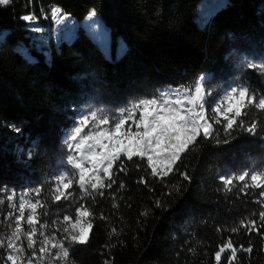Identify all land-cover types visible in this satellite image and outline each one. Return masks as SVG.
<instances>
[{"label":"trees","instance_id":"obj_1","mask_svg":"<svg viewBox=\"0 0 264 264\" xmlns=\"http://www.w3.org/2000/svg\"><path fill=\"white\" fill-rule=\"evenodd\" d=\"M199 2L11 0L0 6V210L8 194L40 188L39 199L45 203L38 209L41 224L74 215L72 201H54L49 189L66 167L63 139L81 108L90 105L119 114L167 87H191L203 73L209 77L205 88L215 89L213 99L239 83L245 57L264 59V0H227L203 28L193 19ZM53 6L78 21L95 11L110 29L112 48L118 37L123 39L124 54L108 60L80 29L72 42H62L48 58L34 51L37 59L27 60L20 49L28 46L30 32L21 17L34 14L45 22L42 16ZM252 118L264 119V114L253 113ZM220 138L225 139L223 134ZM121 159L127 171L116 175L112 188H105L104 196L79 201L92 213L88 218L93 227L88 244L70 247L71 264H216L214 254L229 238L254 249L250 256L239 252L238 264H264V239L254 232L246 235L243 228L231 231L242 219L256 218L252 214L260 211L254 202L259 190H247V196L238 188L226 191L219 179L264 169V140L246 133L227 144L206 140L180 166L190 181L176 172L161 180L150 175L145 161ZM141 177L147 186L137 183ZM76 189L74 181L67 191ZM157 200L161 207L155 206ZM227 255L228 250L221 264ZM3 260L0 253V264Z\"/></svg>","mask_w":264,"mask_h":264},{"label":"snow or ice","instance_id":"obj_2","mask_svg":"<svg viewBox=\"0 0 264 264\" xmlns=\"http://www.w3.org/2000/svg\"><path fill=\"white\" fill-rule=\"evenodd\" d=\"M10 2L0 0V6L9 5ZM59 15V10H52L53 18ZM90 16H95V12ZM21 19L31 23L37 18L29 14ZM32 31L40 29L34 27ZM245 70H251L254 77ZM205 79L201 76L191 87L140 98L119 114H109L103 109L81 111L63 139L67 153L62 163L66 167L53 177L49 189L54 201L71 200L72 205L69 206H75V213L65 214L62 219L58 217L51 225L47 221L41 224L37 208L45 207V203L32 198L40 197V188L22 194L18 202L15 192L8 194L6 199L14 212L7 213L5 221L14 213L16 219L14 224L7 225L11 229L7 237L0 239V248L5 250V264H44L48 257H51L48 264L56 261L71 264L70 247L88 244V230L93 227L92 222L85 219L92 213L79 201L85 197L95 199L96 195L104 196L103 190L112 188L116 175L127 171L122 156L127 161H132L134 157L145 161L151 169L150 175L161 180L176 172L184 180L190 181L189 173L180 171V166L187 155L206 140L217 145L227 144L240 133L264 140V119L252 118L253 113L264 114V59L255 61L245 57L239 83L230 85L214 99H209L212 90L205 88L202 83ZM253 79L261 86L250 83ZM14 130L19 132L18 128ZM221 134L225 139L220 138ZM32 158L33 154L29 152L28 159ZM114 167L116 172H113ZM219 179L226 191L239 186L238 192L247 196L248 189L259 190L254 202L260 205V211L252 214L256 218L242 219L239 226L231 231L238 233L243 228L246 235L251 236L254 232L264 239V169L242 170ZM73 181L77 189L69 192L67 190L72 187ZM137 183L147 186L148 181L141 177ZM123 187L121 182L120 188ZM173 187L176 192L180 191L179 187ZM154 203L156 207H161L159 200ZM113 206L117 207L115 204ZM26 208L29 209L27 217ZM47 214L45 211L44 215ZM142 214L147 215V210ZM100 219L107 218L101 215ZM22 222L28 225V230L25 231ZM37 224H40L39 239ZM49 228L54 231L45 233L44 230ZM111 233H116V229L112 228ZM57 234L60 239H57ZM22 237L26 245L21 242ZM65 241L68 246H65ZM51 249H55V253ZM226 250L228 255L224 257V264H238L239 252L250 256L254 249L252 246L233 244L229 238L215 252L216 264H221L222 254ZM104 264L110 262L105 260Z\"/></svg>","mask_w":264,"mask_h":264},{"label":"rangeland","instance_id":"obj_3","mask_svg":"<svg viewBox=\"0 0 264 264\" xmlns=\"http://www.w3.org/2000/svg\"><path fill=\"white\" fill-rule=\"evenodd\" d=\"M227 3V0H200L199 4L197 5L196 9L193 12V19L196 23V25L200 28H203L207 25L209 22L210 17L213 13L223 8ZM59 10L60 15L56 18L52 17V10ZM49 14H44L42 18L45 20V22H41L39 18H37L33 22H27V27L29 29L30 35H29V44L28 46L21 48L20 51L24 55V57L29 61H34L37 59V54L34 51L40 52L44 55V57L48 58L50 55V52L53 48L58 49L59 45L62 42L70 43L72 42L78 35V32L80 29L85 30L90 37L93 39V41L97 44V46L102 50L105 57L108 60H117L119 59L125 52V43L121 37L117 38L116 44L114 49L112 48V36L110 33L109 27L106 25V23L103 21V19L95 12V16L89 15L83 20L78 21L71 17L70 15H67L63 12V10L58 6H53L49 10ZM39 27L40 31H32V28ZM244 61V60H243ZM243 61L241 62V70L243 67ZM248 72V70H245ZM249 75H253V73L248 72ZM201 76H204L206 79L202 82L205 86V81L209 79L208 74H201ZM250 83H254L255 86H261L258 81L253 79L250 81ZM188 87H167L163 91L166 90H175V89H183ZM226 88L219 91V93H222ZM215 89H212V95ZM212 97V96H211ZM216 97V96H215ZM214 97V98H215ZM213 98V99H214ZM93 109H102V108H96L90 105H87L79 110V113L81 111H88ZM138 114V113H137ZM79 115V114H78ZM87 131V129H85ZM74 182V181H73ZM233 187V188H238ZM252 190V189H248ZM32 191H20L17 192V202L19 200V197L24 193H31ZM33 200L39 199V197H32ZM37 208V214H38ZM9 212H14V210L10 206V202L7 200V204L3 208V210H0V239H4L7 237V235L10 233L11 229L8 228V224H14V221L16 219V214L14 213L13 216L5 221V216ZM29 214V209H25V217ZM86 221H89V218H85ZM23 227L26 230H28V225L24 222H22ZM38 229L37 239H39V230H40V224L36 225ZM89 234L91 230H88ZM46 233V232H45ZM21 242H23L26 245V240L21 238ZM26 251H30L27 250ZM0 253L4 254V260L3 264H5V250L0 248Z\"/></svg>","mask_w":264,"mask_h":264}]
</instances>
